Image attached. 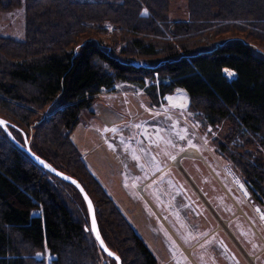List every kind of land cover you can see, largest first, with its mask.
<instances>
[{"label": "trees", "instance_id": "obj_1", "mask_svg": "<svg viewBox=\"0 0 264 264\" xmlns=\"http://www.w3.org/2000/svg\"><path fill=\"white\" fill-rule=\"evenodd\" d=\"M20 5L23 38L0 36V117L17 128L8 127L17 142L23 133L30 151L80 183L120 264L156 260L69 139L80 109L116 80L156 74L168 80L159 83L161 95L181 90L208 125L227 123L217 150L255 202H264V161L242 151L254 143L264 152V50L238 37L204 38L238 30L264 41V0H188L187 19L176 21L167 0H9L0 10ZM103 21L121 28L110 47L87 36L98 29L86 23ZM224 68L235 76L227 79ZM108 261L115 264L93 239L76 189L36 165L0 128V264Z\"/></svg>", "mask_w": 264, "mask_h": 264}, {"label": "rangeland", "instance_id": "obj_2", "mask_svg": "<svg viewBox=\"0 0 264 264\" xmlns=\"http://www.w3.org/2000/svg\"><path fill=\"white\" fill-rule=\"evenodd\" d=\"M79 1L117 3L121 0ZM8 3L9 0H0L1 5ZM187 5L188 0H167L169 19L174 21L187 19ZM140 14L144 16L146 10L143 8ZM23 21L24 13L21 5L7 11L0 10V36L21 40L24 33ZM86 25L98 29L90 32L87 36L100 42L104 47L114 44L112 39L118 37V29H121L119 25H113L107 21L86 23ZM236 37L264 50V41L256 39L253 35H248L245 31L230 30L219 34L208 31L204 38L212 43ZM120 45H114L115 52L121 47ZM221 71L227 79L235 76L234 71L228 68ZM161 80L158 75H153L151 78L127 76L123 80L114 81L109 88H101L89 106L80 109L77 123L69 134L70 141L89 171L97 179L105 194L112 199L125 216L128 223V215L148 213V206L146 204L142 206L143 201L136 198L133 185L142 184L148 176V169L150 172H154L158 161L169 160V154L173 157L190 147V149L196 148L207 161L214 158L226 161L218 152L217 145L229 132V125L222 122L215 126L208 125L203 120L201 113L190 107L181 90L161 95L158 89L159 83H168V80ZM170 100L173 103H170ZM38 113L48 116L46 111H38ZM235 143L238 144L241 141L236 139ZM231 145L229 144L230 148L233 147ZM245 150L249 151L252 157L259 156L264 161L263 150L254 143H249L242 151ZM211 155H214V158ZM150 165L152 167H149ZM224 167L231 177L239 176L228 161ZM224 167L221 169L224 175L230 179L224 171ZM239 177L241 178V176ZM243 182L245 183V181ZM230 191L241 208L247 210L244 204L247 202L235 193L233 188L230 187ZM77 204L79 205L78 202ZM78 205L75 207L76 209H79ZM247 205L249 206V204ZM260 205L264 207V202ZM232 207L234 206L232 205ZM33 214H37V212H33ZM249 216L251 217V215ZM254 217L251 218L255 227L260 230L264 229L263 225ZM172 247L174 246L172 245ZM43 253L47 263L48 254L45 251ZM40 256L41 254L38 252L34 254V257ZM261 260L264 262V255ZM106 264H110L109 261ZM156 264L161 263L156 261Z\"/></svg>", "mask_w": 264, "mask_h": 264}, {"label": "crops", "instance_id": "obj_3", "mask_svg": "<svg viewBox=\"0 0 264 264\" xmlns=\"http://www.w3.org/2000/svg\"><path fill=\"white\" fill-rule=\"evenodd\" d=\"M175 156L158 161L154 172L148 169L141 195L133 191L148 213L128 215L156 261L264 264V229L255 227L254 214L241 198L247 210L236 202L230 187L235 189L221 169L226 161L214 155L207 161L199 154L182 156L177 166L170 162Z\"/></svg>", "mask_w": 264, "mask_h": 264}, {"label": "water", "instance_id": "obj_4", "mask_svg": "<svg viewBox=\"0 0 264 264\" xmlns=\"http://www.w3.org/2000/svg\"><path fill=\"white\" fill-rule=\"evenodd\" d=\"M8 127L15 128L17 129L13 124L5 120L4 118L0 117V128L2 131L6 134L8 139L22 152H24L36 165L44 169L46 172L50 173L51 175L55 176L56 178L60 179L61 181L68 183L72 185L76 191L79 193L81 199L83 200V203L85 205L86 213H87V218H88V225H89V230L92 234L93 239L95 240L99 250L108 258L112 259L115 261V264H120V259L118 256H116L108 247L105 245L104 241L102 240L100 233L97 228V223L94 215V208L92 205V202L89 198V196L86 194L80 183L75 180L73 177L62 173L61 171L55 169L52 167L50 164H48L46 161H44L42 158L38 157L35 155L32 151H30L28 142L25 139L24 134L22 133V144L17 142L12 134L9 132ZM183 156V153H180L175 156L177 160ZM173 164V163H172Z\"/></svg>", "mask_w": 264, "mask_h": 264}, {"label": "built area", "instance_id": "obj_5", "mask_svg": "<svg viewBox=\"0 0 264 264\" xmlns=\"http://www.w3.org/2000/svg\"><path fill=\"white\" fill-rule=\"evenodd\" d=\"M156 74H154L155 76ZM226 174L230 177V181L234 186V189L236 193L249 204L254 216L257 218L259 223L263 225L264 227V207L255 202L253 197L251 196L250 192L248 191L246 184L243 182V180L239 176L231 177V174L229 172H226ZM143 183L138 185L134 184L133 189L141 195L143 193Z\"/></svg>", "mask_w": 264, "mask_h": 264}, {"label": "bare ground", "instance_id": "obj_6", "mask_svg": "<svg viewBox=\"0 0 264 264\" xmlns=\"http://www.w3.org/2000/svg\"><path fill=\"white\" fill-rule=\"evenodd\" d=\"M169 102L170 103H173L172 100H170ZM181 153H183V156L195 157V158H196V156L199 155V153H198V151L196 149H194V148L190 149V147L189 148H185V151H183ZM171 162H173L175 165L178 166V160H177V158L174 157Z\"/></svg>", "mask_w": 264, "mask_h": 264}]
</instances>
